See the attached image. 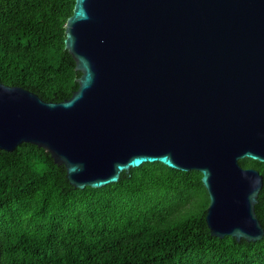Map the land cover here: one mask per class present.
Returning <instances> with one entry per match:
<instances>
[{"label": "water", "instance_id": "95a60500", "mask_svg": "<svg viewBox=\"0 0 264 264\" xmlns=\"http://www.w3.org/2000/svg\"><path fill=\"white\" fill-rule=\"evenodd\" d=\"M81 73L54 103L0 83V150L35 145L77 189L146 163L198 171L212 237L257 242L264 163V0H76Z\"/></svg>", "mask_w": 264, "mask_h": 264}, {"label": "trees", "instance_id": "16d2710c", "mask_svg": "<svg viewBox=\"0 0 264 264\" xmlns=\"http://www.w3.org/2000/svg\"><path fill=\"white\" fill-rule=\"evenodd\" d=\"M76 0H0V83L59 103L78 89L65 48ZM264 178V163L243 159ZM198 171L146 163L74 188L49 153L0 150V264H264L257 242L212 237ZM255 211L264 228V185Z\"/></svg>", "mask_w": 264, "mask_h": 264}]
</instances>
